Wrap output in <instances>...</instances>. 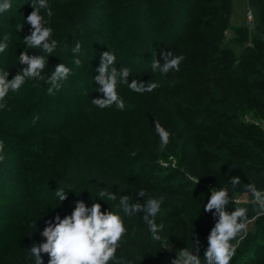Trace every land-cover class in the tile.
Listing matches in <instances>:
<instances>
[{
  "label": "rangeland",
  "instance_id": "rangeland-1",
  "mask_svg": "<svg viewBox=\"0 0 264 264\" xmlns=\"http://www.w3.org/2000/svg\"><path fill=\"white\" fill-rule=\"evenodd\" d=\"M21 1L26 3V1L30 2L31 0ZM260 1L226 0L219 6H213L212 4L199 6L197 12L192 16V22L193 20L195 22L201 20L209 23V25L211 24V27L206 29L203 25H194L193 23L189 31L184 34L181 45L169 51L173 52L174 55L184 56V52L189 50L197 57L195 60L184 58L178 72L170 71L167 75H161L157 71L159 76L165 78V81L158 87L165 88L164 97L168 102L170 101V105L165 110L159 109L160 111H156L151 117L145 110H142L143 105L141 102L145 96L136 92L130 95L124 94V90L132 92L128 85L124 83H119L117 89L126 105L123 111L116 109L113 105L105 109L97 107L95 111L89 113V109L85 106L91 103L90 95L94 94L92 88H98L94 83V77L97 76V70L94 72V69L98 67V64L96 66L93 61L83 65L86 73L76 75V82L71 83L70 80L63 82L65 91L69 86L64 99L60 101L58 97L52 99L55 108H52V111L49 110V115L43 121L46 126L36 134L26 135V132L23 131L24 128L19 129V131L18 129L12 130L15 125L9 121L16 116L14 112L23 109L32 110L31 107L34 101L19 102L17 105L10 107L14 93L10 92L8 94L4 101L7 107L0 111V141L4 143V151L0 153L4 155V160L0 162V264H34V259L30 258V250L33 244L46 242V238L42 236V231L48 222L52 221L54 223V218L57 215L61 218L71 215L73 204L67 199L60 203L59 198L55 195V190L63 186L68 189L69 185L61 184L59 178L62 177V174L70 173L71 179H73L72 165H75L77 171H80L83 167V164H81L84 161L83 159L91 161L90 159L94 160L98 156V148L93 146L94 143H90L93 138L92 134L102 132L107 135L110 146L117 151L119 156L117 159H108L103 162V159H98L100 165L103 163L107 165V169L112 175L128 174L131 175L132 180L139 178L149 186L173 183L175 185L180 184L184 190L186 188L197 190L196 193L188 197L189 200L196 198L203 200L205 198L208 201L211 189H219L224 186L231 188L229 181L220 186L218 184L219 180L212 181L207 173V176H204L205 167L211 166L212 162H216L222 167L227 166V164L214 159V157L203 156L199 152L207 151V153L216 152L219 154L222 150H225V141L232 138L229 132L236 131V128L232 126L231 122H227L226 117H222L220 113L213 110H203L205 103L201 102L199 97L207 92L204 85L210 78L207 75L199 74L198 71L209 72L211 67H220L221 64L219 63L212 65L209 61L212 57L223 58L224 61L227 59L233 60L232 65H240L245 62H264V33L259 35L256 29L257 13L255 8L260 6ZM262 3L264 5V0H262ZM11 4L14 8L22 7L12 2V0ZM211 8L229 10V18L219 20L217 16L210 17L201 14V11L210 10ZM79 10L80 8L75 11V15L78 17L80 16ZM177 10L180 11L179 8ZM65 12L67 13V10ZM250 13L252 23H249L248 20ZM97 14V16L92 17L95 21H99V12ZM152 14V9L148 10L143 19L148 20L150 23L154 17ZM263 18L264 14L260 15L259 20ZM70 22H73V20ZM216 24L218 25L215 26ZM46 26L50 27L48 23ZM150 26H152L151 23ZM30 34L31 30L28 29V26L19 31L18 35L15 36L16 38L9 36L6 29L1 32V42H3L5 35L9 36L8 47L3 54L0 53V69L9 72V80L20 69L26 67V65L19 64L18 57L21 52L28 50L23 47L25 45L23 38ZM253 39H255L254 43L252 42ZM197 40L202 42L201 45L198 44ZM189 41L192 42L189 43ZM261 41L262 43H258ZM13 42L15 43L14 46ZM207 42H210L212 47L216 46L217 49L212 50V47L208 48L203 45ZM108 44L111 47L114 46L111 42ZM151 44L153 45V43ZM10 46H13L12 52H9ZM68 47L70 49V46ZM135 51L138 52L139 48ZM257 51L261 54L259 55ZM35 53L28 50L29 55H35ZM154 54L155 57L157 56V60L163 63L160 54L151 52L142 63H139L140 61L136 59V55H130V61L126 66L131 69L136 62V66L140 68V73L138 72L136 76H140L143 72L151 71ZM115 67L118 71L123 68L120 62L117 61ZM192 71L195 74L185 78ZM91 72H93L92 78L89 79L86 74ZM181 76L185 79L173 82L175 78ZM241 76L242 73H236L234 79H240ZM135 79L143 82L138 77ZM78 81L79 89L85 88V95L75 94V98H77L75 100H78V105H75L74 99L71 97L73 93L71 92L78 90L76 84ZM29 82L30 80L26 84ZM128 83H131V81H128ZM173 93H177V99L174 98L176 95ZM101 94H98L96 98H103V93ZM43 105L44 103L40 104L39 108H42ZM161 105L163 106L162 103ZM35 110H37L36 107ZM83 114L85 116H82ZM178 114L184 118V123H182ZM57 121L62 123L59 124ZM156 122H159L171 133L170 142L164 150L160 149L159 137L155 132ZM234 122L238 125L252 126L254 130L249 133L252 136L257 137V131L262 135L264 134V118L247 110H244L243 116L238 117ZM48 130L58 131L48 133ZM197 130H206L210 132V136L206 137ZM16 132H19V135L27 140L24 143H18V141L12 139L11 136ZM198 138H200L199 142L196 141ZM206 138H208L207 142ZM216 139L220 140L217 147L213 142ZM132 152H136V155H131ZM205 163H207L206 166ZM96 173V170L89 168L87 173L89 177L85 179L94 193L99 194L101 189L107 188L112 193L117 194L120 192L121 195L133 197L132 202L139 201L143 203L147 199V195L141 197L133 193L136 187H132L127 193L125 192L127 188L124 186L122 190L121 184L116 178H106L99 174L94 176ZM198 180L199 182L196 184ZM241 181L242 183L237 186L236 191L229 193V197L232 196L236 203H233L230 199L226 211L231 212L235 207H247L251 219L254 216L252 198L244 190V183L247 184L250 181H247V179ZM74 186L75 184H73ZM256 186L258 189L264 190V179L260 183H256ZM69 194L68 192L67 196ZM100 199L96 198L93 202L100 203L103 212L113 211L124 219L127 229L124 238L131 236L143 241L150 239V249L144 256L151 258L153 262L157 260L160 264H171L177 256V250L188 247L181 241V238H184V232L177 231L176 227L188 228L195 233L186 240L189 241L188 243L199 247V253L203 258V254L208 247L207 237L210 233L204 236L197 235L199 231L197 225L202 221L200 218L190 216L189 212L179 207V204L183 203V201H180L182 198H178L173 206H161V211L155 218L158 224L161 222L164 224L161 233L162 240L159 243L151 240L147 224L143 221L145 214L143 211L129 217L118 206H112L108 201ZM110 206L112 207L109 208ZM211 212L214 214L215 209ZM263 226L264 217L254 219L249 224L244 238L238 244L236 255L231 264H264V233L257 240L252 251L249 250L245 253L243 249L244 245H249L252 242L259 228ZM168 233L169 235H167ZM41 258L43 264H48L50 259L48 254L41 253Z\"/></svg>",
  "mask_w": 264,
  "mask_h": 264
},
{
  "label": "trees",
  "instance_id": "trees-1",
  "mask_svg": "<svg viewBox=\"0 0 264 264\" xmlns=\"http://www.w3.org/2000/svg\"><path fill=\"white\" fill-rule=\"evenodd\" d=\"M224 1L226 0H48L53 16L50 18L47 17L44 10H41V15L44 16L48 25L52 28V39L58 41V47L51 54L52 56L48 57V64L43 74L46 77L50 76L51 72L58 64L64 63L72 70L67 81L70 80L71 83L76 82V75H83L86 73V69L83 65L93 61V64L96 66L98 64L99 67L101 55L106 51L113 53L116 57V61L120 62L122 67L129 63L130 55H136V59L140 61L139 63H142L151 52H155L159 55L162 51H171L174 47L176 48L181 45L184 34L189 31L193 23L194 25H203L206 29L211 27V24L209 25V23L202 22L201 20H197L196 22L193 20L192 22V16L197 12L199 6L203 4L219 6ZM12 2L22 7H12L8 12L0 14V42L2 39L1 32L5 29L8 31V35L13 38L18 35L19 31H22L25 26H28V29L32 31L31 26L26 23L27 16L33 11L31 1H26V3H24L22 1L20 2V0H12ZM259 5L260 6L255 8V12L257 13L256 29L259 35H261L264 33V18L259 20L260 15L264 14L262 0L259 2ZM78 8H80L79 17L75 15V11H77ZM177 8H179L181 12L178 11ZM147 9H152L153 11L152 15L154 17L150 22L152 26H150L148 20L145 21L143 19L148 11ZM66 10L67 13L65 12ZM97 11L100 15L99 21H95L92 18L94 15H98ZM201 14L210 17L217 16L219 20H226L229 18V10L227 9L216 10L211 8L210 10L201 11ZM72 20L73 22H70ZM20 24H23V28L17 31V25ZM217 25L218 24L215 26ZM237 34L239 35V33ZM109 42L113 43L114 46L111 47L108 44ZM191 42L192 41H189V43ZM197 42L199 41L197 40ZM252 42L254 43L255 39H253ZM75 43L81 44V53L74 56L72 48L75 47ZM151 43H153V45ZM201 43L202 42H199L198 44L201 45ZM258 43H262V41ZM14 44L13 42V46ZM203 45L208 48L212 47L210 42L204 43ZM13 46H10L9 52L13 51ZM68 46H70V49ZM23 47L27 49L25 45H23ZM137 48H139L138 52L135 51ZM213 49H217L216 46H213L212 50ZM28 50L31 53L36 52L35 55H39L37 53L40 52L39 49ZM257 53L259 55L261 54L259 51H257ZM184 54L183 57L186 59L193 58L195 60L197 57L189 50L184 52ZM77 57L81 60V65L79 67L74 64V59ZM209 61L212 65L219 63L221 66L211 67L209 72L203 70L202 72L198 71L199 74L204 76L207 75V77L210 78L209 81L207 80L208 84L206 82V85H204V89L207 92L202 94L199 100L205 103L203 107L204 111L213 110L220 113L222 117L225 116L227 122H231L232 126L236 128V131L229 132L232 138L225 141V150L219 151V154L216 152L207 153V151L199 152L203 156L214 157V159L226 162L227 164V166L222 167L219 166L218 163L212 162L211 166L205 167L204 176L207 173L212 181L219 180V183H217L220 186L230 181L232 176H239L243 181L247 179V181L250 182L255 181V183H260V181L264 179V134L262 135L257 131V137H259V134L260 137L257 138L256 136H252L249 134L254 130L252 126L245 124L238 125L234 121L238 117L243 116L244 110L264 118V62H245L240 65H232L233 60L227 59L224 61L223 58L215 57H212ZM114 66H116V63ZM98 67L94 69V72ZM139 69V66H136L135 62L131 67V74L127 78V81L132 82L131 79H135L136 77H138V79L140 78L143 83L150 81L160 85L165 81V78L159 76L157 71L153 72L152 69L151 71L143 72L140 76H136L138 72L140 73ZM236 73H242L240 79H234ZM92 74L93 72L86 74V77L91 79ZM98 74L97 72V75ZM193 74H195V72L192 71V73L186 75L185 78ZM185 78L181 76L174 80L171 78V80H173V82H179ZM94 83L98 88H92L94 92L93 95H90L92 100L97 99L96 96L101 94L98 91L101 85L97 82ZM76 84L78 85V90L72 91L71 93L73 94H71V97L74 99L75 105H78V100H75L77 99L75 98V94L80 96L85 95V88H82L83 90L79 89V81ZM47 88L48 85L44 81L30 80V82L25 84L18 93L12 95L10 107L17 105L19 102L28 100L34 101L31 107L32 110L23 109L14 112L16 116L9 121L15 125V128H12V130L18 129L19 131V129L24 128L23 131L26 132V135H32V133L36 134L44 129L43 127L46 126V123H43L44 119H46L45 117L49 115V110L52 111V108H55L52 99L58 97L59 101L63 100L69 86H67L65 91L62 82L60 90L58 92L54 91L51 95L48 94ZM162 89L163 91H161ZM162 89L157 87L152 92L143 93L145 98L141 102L143 105L142 110H145L150 117L153 113H156V111H160L159 109L165 110L170 105V101L168 102L164 97L165 88L162 87ZM123 93L130 95L134 92L124 90ZM177 93H173L176 95L174 96L175 99H177ZM42 103H44V105L42 108H39ZM35 107L37 110H35ZM85 107L89 109V113L97 109V106L93 105L92 102ZM0 111H3V109H0ZM178 115L182 123H184V118L180 114ZM82 116H85V114ZM57 123L61 124L62 122L57 121ZM50 131L51 130H48L47 132L55 133L54 131L58 130ZM197 132L206 137L210 136V132L206 130H197ZM91 136L93 138L90 143H94L93 146L97 147L99 151L96 159H90L91 161L83 159L84 161L81 163L83 167L80 171H77V167L72 165L71 171L74 175L73 179H71L72 176L70 173H66V175L62 174V177L59 178L61 184L69 185L68 189L67 187L65 188V186L63 187L67 191L66 195L68 192L71 194L67 196V200L73 204L72 210H74L75 203L78 200L83 201L87 207H91L94 199L100 198L99 194L94 193L91 186L85 180L89 177L87 176L89 168H92L97 171L94 176L99 174L106 178H116L121 185L123 184V186L127 188L125 191L127 193L132 187H136L133 192L134 194L139 195V192L143 190L146 195L149 193L152 196L162 195L164 197L162 205L173 206L178 198H182L180 201H183V203L179 204V207L189 212L190 216L200 218L202 221V223L197 225L199 228L197 235L204 236L211 232V229L216 223L217 216L215 213L212 214V212H206L204 210L208 201L205 198L203 200H201V198L189 200L188 198L191 194L196 193L197 190H190L189 188L184 190L180 184L175 185L173 183L164 185L153 184L149 186L139 178L132 180L133 178H130L131 175L128 174H110L107 165H105V163L100 165L98 159H103L102 162L108 159H117L119 157L117 151L110 146L108 136L102 132L95 135L92 134ZM11 138L18 141V143H24L27 140L21 137L19 132L13 134ZM200 138L196 141L199 142ZM207 141L208 138H206V142ZM213 142L217 147L220 140L216 139V141ZM206 165L207 163H205V166ZM71 183L75 184V186L73 187ZM69 187L71 189H69ZM120 195V192L117 193V201L108 202L111 203L112 206H117ZM2 200L4 201V199ZM175 229L184 232V238H181V241L191 248L192 244L188 243L189 241L186 239L195 233L191 232L188 228L183 229V227H176ZM263 233L264 226L259 228L249 245H244L243 249L245 253L255 248L257 240L260 239ZM167 235H169V233ZM149 242L150 239L143 241L131 236L124 238L117 250V259L121 261V264H160L159 261L156 260L153 262L151 258L149 259L144 256L150 249ZM193 254H195V252ZM199 255L201 257L200 253ZM201 260H203L202 257Z\"/></svg>",
  "mask_w": 264,
  "mask_h": 264
},
{
  "label": "clouds",
  "instance_id": "clouds-1",
  "mask_svg": "<svg viewBox=\"0 0 264 264\" xmlns=\"http://www.w3.org/2000/svg\"><path fill=\"white\" fill-rule=\"evenodd\" d=\"M33 11L27 16L26 23L31 26V34L23 38L27 49H39V55H29L28 50H24L18 57L19 64L26 65L20 69L11 79H8L9 72L0 69V109L6 108L4 103L10 92L18 93L28 80L44 81L47 85L49 95L54 91H59L62 82L71 75L72 70L64 63L58 64L51 72L50 76H45L48 57L58 47V41L52 39L53 30L46 26L48 23L41 10L46 12L47 17H52L53 12L48 4V0H31ZM12 8L11 0H0V14L8 12ZM24 24V23H23ZM23 24L17 25V31L22 30ZM9 36L5 35L3 42H0V53L8 47ZM74 56L81 53V44L76 43L72 48ZM47 54V55H45ZM163 63L157 60L155 54L151 62L153 72L159 71L161 75H167L170 71H179L180 64L184 60L183 55H174L173 52L165 51L161 54ZM116 57L113 53L106 51L102 53L100 64L97 68L99 73L94 77L101 87L99 92L103 93V98L91 100L92 104L100 109L110 108L115 105L116 109L123 111L126 107L124 100L118 93V84H127L133 92L143 94L152 92L159 85L156 82H139L133 79L128 83L127 78L131 74V69L124 66L119 71L114 66ZM74 64L79 67L81 60L77 57ZM155 132L159 137L160 149L164 150L170 142L171 133L159 124L155 123ZM4 151V143L0 141V153ZM131 155L135 156L136 152ZM4 160V155L0 154V162ZM199 180L196 182V184ZM242 181L239 176H232L228 186L219 189H211L210 199L204 210L211 212L215 209L217 216L216 223L211 229L207 250L203 254V260L199 255V247L192 244L184 249L177 250V256L171 264H231L236 255L237 247L244 238L248 226L254 219L264 217V190L257 188L255 181L244 183V190L251 196L254 216L250 219L247 207H235L231 212L226 211L230 202L236 203L229 193L236 191L237 186ZM124 186L121 185L123 190ZM71 189V188H69ZM55 195L60 203L67 199L64 187L55 190ZM146 193L141 190L139 196ZM100 200L117 201V194L112 193L107 188L99 191ZM131 196L120 195L118 207L129 217L143 211V221L146 222L150 232L151 240L159 243L162 240L164 224L156 222V216L161 211L164 197L147 194V199L141 203L132 202ZM127 232L124 219L116 212L101 210V204L93 202L91 207H87L83 201H76L75 208L71 215L61 218L55 216L54 223L49 221L42 231V236L46 242L33 244L30 250V258L34 259V264H43L41 253L49 255L48 264H121L117 259V250ZM198 244V241H197ZM163 247V246H161ZM166 248V247H163ZM195 252V254H193Z\"/></svg>",
  "mask_w": 264,
  "mask_h": 264
},
{
  "label": "built area",
  "instance_id": "built-area-1",
  "mask_svg": "<svg viewBox=\"0 0 264 264\" xmlns=\"http://www.w3.org/2000/svg\"><path fill=\"white\" fill-rule=\"evenodd\" d=\"M248 20H249V23H252L251 21H252V15H251V13L248 15Z\"/></svg>",
  "mask_w": 264,
  "mask_h": 264
}]
</instances>
